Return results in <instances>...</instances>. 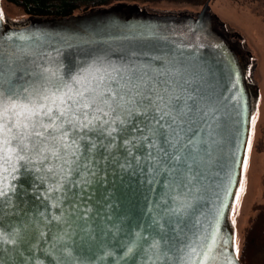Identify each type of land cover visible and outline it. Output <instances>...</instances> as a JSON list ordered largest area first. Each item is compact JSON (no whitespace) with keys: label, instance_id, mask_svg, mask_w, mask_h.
Returning a JSON list of instances; mask_svg holds the SVG:
<instances>
[{"label":"water","instance_id":"1","mask_svg":"<svg viewBox=\"0 0 264 264\" xmlns=\"http://www.w3.org/2000/svg\"><path fill=\"white\" fill-rule=\"evenodd\" d=\"M211 1L195 13L114 4L68 17L29 16L24 23L0 16V77L5 86L12 81L21 87L47 68L64 74L89 65L134 70L146 92L167 89L181 103L187 98L197 113L193 128L200 129L196 139L201 150V163L187 187L174 185L168 171L150 167L147 154L155 150L145 147L148 142L139 131L123 146L122 133H113L110 149L98 147L91 169L73 172L59 192L50 190L51 173L40 163L21 162L7 180V195L0 198L5 201L0 264H146L139 247L144 241L137 237L159 239L164 230L172 236L170 255L178 258L179 247L200 235L206 244L216 241V259L210 264H243L234 254L231 213L260 90L251 83L224 23L212 13ZM73 192L80 193L76 212L68 199H57ZM176 197L188 204L179 217L169 212ZM85 230L92 239L84 238ZM133 244L137 246L126 255Z\"/></svg>","mask_w":264,"mask_h":264},{"label":"snow or ice","instance_id":"2","mask_svg":"<svg viewBox=\"0 0 264 264\" xmlns=\"http://www.w3.org/2000/svg\"><path fill=\"white\" fill-rule=\"evenodd\" d=\"M140 79L134 70L128 73L123 69L108 70L92 65L75 74L47 68L21 87L12 81L5 86L0 77V198L7 195L10 187L7 180L15 175L21 162L40 163L51 173L50 190L61 191L73 172L86 174L91 169L98 147L110 149L116 132L122 133L123 146L131 144L129 136L139 131L141 139L148 142L145 147L155 150L147 154L152 160L150 167L168 171L174 185L187 187L194 167L201 163L196 139L200 129L193 128L197 113L187 104V98L181 103V98L167 94V89L163 92L151 89L148 92L155 95L148 94L144 90L147 86ZM132 118L137 119L129 127L128 121ZM97 139L101 141L99 146ZM105 139L107 144L103 143ZM130 151L128 149L126 154ZM99 156L103 159V152ZM79 196V192H73L70 197L65 193L57 199H68L76 212ZM173 199L175 206L170 207L169 212L179 217L188 204L178 197ZM4 203L0 199V216ZM79 218L82 220L84 216ZM166 222L169 230L175 232L173 222ZM167 231L159 234V239L137 237L144 241L139 247L145 253L146 264L164 260L169 264L174 261L176 264H210L216 259L213 255L215 239L206 244L200 235L189 238L179 247L181 256L170 255L173 245L168 241L172 236L167 235ZM84 238L92 239V234L85 230ZM161 241H164L163 248ZM136 246L129 247L126 255ZM238 253V245H234V254Z\"/></svg>","mask_w":264,"mask_h":264},{"label":"rangeland","instance_id":"3","mask_svg":"<svg viewBox=\"0 0 264 264\" xmlns=\"http://www.w3.org/2000/svg\"><path fill=\"white\" fill-rule=\"evenodd\" d=\"M137 5L149 11L194 13L200 11L203 6V4L194 5L167 0L139 2ZM0 10L3 13L2 17L10 23H24L29 17L20 6L8 0H0ZM211 11L219 18V21L224 23L230 39L241 45L246 58L256 64L253 80L260 90L245 158L247 167H243L241 183L231 213V220L236 232L235 245H238L239 256H241L247 229L258 213L257 206L264 205V2L212 0ZM218 28L222 27L218 26ZM241 189L243 190L241 191ZM263 245L259 242L257 246L255 245L258 255L264 253Z\"/></svg>","mask_w":264,"mask_h":264},{"label":"trees","instance_id":"4","mask_svg":"<svg viewBox=\"0 0 264 264\" xmlns=\"http://www.w3.org/2000/svg\"><path fill=\"white\" fill-rule=\"evenodd\" d=\"M20 6L31 17H68L83 13L91 8L106 7L114 4H139V2H158L162 0H8ZM172 2L204 4L207 0H167ZM241 2L243 0H236ZM264 2V0H246ZM258 213L247 229L241 261L243 264H264V253L258 255L255 245L264 244V205L257 206ZM252 247V248H251ZM264 247V245H263Z\"/></svg>","mask_w":264,"mask_h":264},{"label":"flooded vegetation","instance_id":"5","mask_svg":"<svg viewBox=\"0 0 264 264\" xmlns=\"http://www.w3.org/2000/svg\"><path fill=\"white\" fill-rule=\"evenodd\" d=\"M232 41V40H231ZM233 45L236 46L237 49H239L240 51V55H241V58H242V61L245 65H247V74L250 76V81L251 83H253V85L255 86H258L254 80H253V72H254V68L256 66V64L254 63V61H251L249 59L246 58L245 56V53H244V50H242L241 48V45H238L237 43H235L234 41H232ZM249 56H251L249 53H248ZM256 112V111H255ZM251 130H252V126H251Z\"/></svg>","mask_w":264,"mask_h":264}]
</instances>
